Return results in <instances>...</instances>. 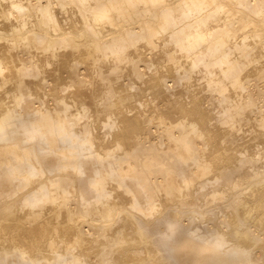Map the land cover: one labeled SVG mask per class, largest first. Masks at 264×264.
Masks as SVG:
<instances>
[{
	"label": "bare ground",
	"instance_id": "obj_1",
	"mask_svg": "<svg viewBox=\"0 0 264 264\" xmlns=\"http://www.w3.org/2000/svg\"><path fill=\"white\" fill-rule=\"evenodd\" d=\"M0 264H264V0H0Z\"/></svg>",
	"mask_w": 264,
	"mask_h": 264
}]
</instances>
